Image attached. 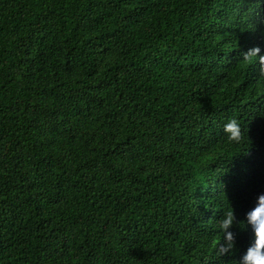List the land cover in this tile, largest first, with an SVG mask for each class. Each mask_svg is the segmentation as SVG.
I'll return each instance as SVG.
<instances>
[{"label": "trees", "instance_id": "1", "mask_svg": "<svg viewBox=\"0 0 264 264\" xmlns=\"http://www.w3.org/2000/svg\"><path fill=\"white\" fill-rule=\"evenodd\" d=\"M261 196L264 0H0V264H243Z\"/></svg>", "mask_w": 264, "mask_h": 264}, {"label": "clouds", "instance_id": "2", "mask_svg": "<svg viewBox=\"0 0 264 264\" xmlns=\"http://www.w3.org/2000/svg\"><path fill=\"white\" fill-rule=\"evenodd\" d=\"M224 131L230 142L238 143L243 138L240 125L235 118L224 125ZM233 218V212L229 210L222 221V228L228 229L232 225ZM247 219L255 231V243L243 256V264H264V225L261 224V220H264V196L260 197L257 207L248 214ZM228 239H232L231 233H228Z\"/></svg>", "mask_w": 264, "mask_h": 264}, {"label": "snow or ice", "instance_id": "3", "mask_svg": "<svg viewBox=\"0 0 264 264\" xmlns=\"http://www.w3.org/2000/svg\"><path fill=\"white\" fill-rule=\"evenodd\" d=\"M261 224L264 225V220H261Z\"/></svg>", "mask_w": 264, "mask_h": 264}]
</instances>
